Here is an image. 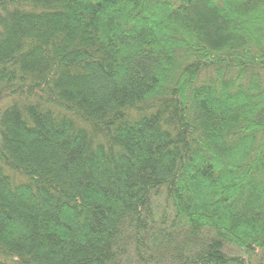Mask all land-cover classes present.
<instances>
[{"label": "trees", "instance_id": "trees-1", "mask_svg": "<svg viewBox=\"0 0 264 264\" xmlns=\"http://www.w3.org/2000/svg\"><path fill=\"white\" fill-rule=\"evenodd\" d=\"M0 264H264V0H0Z\"/></svg>", "mask_w": 264, "mask_h": 264}]
</instances>
